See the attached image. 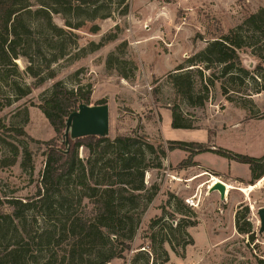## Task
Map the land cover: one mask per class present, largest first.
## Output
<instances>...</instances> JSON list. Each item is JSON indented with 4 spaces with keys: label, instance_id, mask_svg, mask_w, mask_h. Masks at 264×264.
<instances>
[{
    "label": "rangeland",
    "instance_id": "obj_1",
    "mask_svg": "<svg viewBox=\"0 0 264 264\" xmlns=\"http://www.w3.org/2000/svg\"><path fill=\"white\" fill-rule=\"evenodd\" d=\"M104 5L103 12L112 11L109 18H79V4L74 6L75 16H53L54 22L68 34L70 55L54 65L55 79L35 87L29 96L0 113V119L8 127L23 128L26 133L0 128V197L7 194L30 198L41 187L46 142L55 138L56 132L38 105L57 81H63L69 88H77L78 84L90 86L91 105L107 100L111 139L119 134H135L166 148L169 140H182L251 156L264 154V90L257 92L259 86L248 77L243 82L227 81L220 75L219 67L208 70L204 64L196 67L188 64L190 58L207 46L217 26L228 32L263 7L264 0H127L124 4L104 1ZM106 35L115 39L92 51L90 43H99ZM111 54H115V59L109 68L107 61ZM242 58L245 67L255 74L259 59L251 49ZM19 63L25 67L23 61ZM191 68H195V92L205 96L201 106L189 104L170 78L171 73ZM122 71L128 75L127 79L122 77ZM211 77L213 80H209ZM174 105L180 107L192 129L172 127ZM26 149L31 159L24 168ZM189 155L190 152L180 149L169 151L160 159L148 155L150 165L161 161L162 166L146 170V190L140 192V211L146 207L142 223L125 258H116L110 264H153L154 258L155 264H161L164 256L160 240L167 230L156 233L153 242L152 221L165 217L164 223L174 226L191 216L183 211L175 213V218L170 216L176 208L175 201V208L169 204L172 195L193 209L196 217L192 220L196 219L197 224L188 228L193 243L185 247L180 233L171 234L176 252L168 243L164 244L170 254L165 264L264 262V232L258 213L264 207V177L250 185L248 165L212 152L198 154L192 157L195 164L183 166L181 163ZM79 156L86 161L90 153L80 148ZM217 181L233 187H228L225 199L212 188ZM155 191L157 194L147 205L146 198ZM190 198L195 206L187 204L186 199ZM246 205L249 213L244 209ZM238 209L251 222L253 239L237 231ZM139 251L142 256L137 258Z\"/></svg>",
    "mask_w": 264,
    "mask_h": 264
},
{
    "label": "trees",
    "instance_id": "obj_2",
    "mask_svg": "<svg viewBox=\"0 0 264 264\" xmlns=\"http://www.w3.org/2000/svg\"><path fill=\"white\" fill-rule=\"evenodd\" d=\"M104 1L124 4L127 0H0V113L29 96L35 87L55 79L54 65L70 55L68 34L54 22L53 16H75L74 6L79 4V18H109L112 11L103 12ZM211 35L207 46L189 59V66L204 64L208 70L216 66L227 81L243 82L248 77L259 86L257 92L264 90V83H261L264 82V6L228 32H222L217 26ZM114 39L115 36L106 35L99 43L91 42V50ZM248 49L259 59L255 74L245 67L242 58ZM82 51L86 53V49ZM114 59L115 54H111L107 61L109 68ZM20 60L25 63L24 68ZM193 69L171 73L170 78L189 104L201 106L205 96L195 92ZM121 74L128 78L125 72ZM209 80H213L212 77ZM227 90L225 87L226 93ZM91 96L90 86L78 84L77 88H69L63 81H57L38 105L54 128L56 137L46 142L47 159L37 194L30 198L7 194L0 197V264H110L116 258H125L146 208L140 211V192L146 190L145 172L151 166H162L161 161L150 165L149 154L160 159L169 151L185 150L190 155L181 164L191 166L195 164L192 157L212 152L248 165L250 185L264 177V154L251 156L182 140H169L166 148L163 144L155 146L135 134H119L114 139L108 135L67 138L68 117L81 104L91 105ZM96 104H107V100L101 99ZM171 117L173 128L192 129L178 105L172 107ZM0 128L26 134L23 128L8 127L1 119ZM80 148L90 153L86 161L79 156ZM14 155L18 156L17 150ZM30 159L26 149L24 168ZM156 194L157 191L146 198L147 205ZM172 197L169 204L177 209L170 216L175 218L174 214L179 211L191 216L174 226L164 223L165 217L152 221V241H155L156 233L167 230L160 240L164 256L161 264L170 260L165 243L176 250L171 234L180 233L185 247L193 243L188 228L197 224L196 219L192 220L196 217L193 209L176 195ZM86 200L88 202L84 203ZM244 209L246 213L250 212L248 205ZM246 213L237 210L236 228L240 234H249L253 239L252 224ZM242 219H245L243 223ZM140 252L137 258L142 256ZM156 262L154 258L153 264Z\"/></svg>",
    "mask_w": 264,
    "mask_h": 264
},
{
    "label": "water",
    "instance_id": "obj_3",
    "mask_svg": "<svg viewBox=\"0 0 264 264\" xmlns=\"http://www.w3.org/2000/svg\"><path fill=\"white\" fill-rule=\"evenodd\" d=\"M110 131V107L108 104H81L78 110L71 113L67 120L66 137L107 136ZM213 190L226 198V186L223 182L213 185ZM261 231L264 232V207L259 209Z\"/></svg>",
    "mask_w": 264,
    "mask_h": 264
},
{
    "label": "built area",
    "instance_id": "obj_4",
    "mask_svg": "<svg viewBox=\"0 0 264 264\" xmlns=\"http://www.w3.org/2000/svg\"><path fill=\"white\" fill-rule=\"evenodd\" d=\"M186 202H187V204H189L190 206H195V204H196L193 198L186 199Z\"/></svg>",
    "mask_w": 264,
    "mask_h": 264
},
{
    "label": "bare ground",
    "instance_id": "obj_5",
    "mask_svg": "<svg viewBox=\"0 0 264 264\" xmlns=\"http://www.w3.org/2000/svg\"><path fill=\"white\" fill-rule=\"evenodd\" d=\"M218 182H222V181H217V182H215V183H218ZM214 183V184H215ZM224 184H225V186H226V194H227V191H228V187H229V189H232L233 187L232 186H228L225 182H223Z\"/></svg>",
    "mask_w": 264,
    "mask_h": 264
}]
</instances>
